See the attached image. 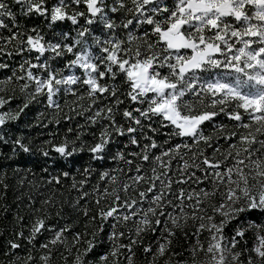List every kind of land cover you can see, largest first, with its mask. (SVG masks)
Listing matches in <instances>:
<instances>
[{"label": "snow or ice", "instance_id": "6c2138e0", "mask_svg": "<svg viewBox=\"0 0 264 264\" xmlns=\"http://www.w3.org/2000/svg\"><path fill=\"white\" fill-rule=\"evenodd\" d=\"M33 17L46 23L50 38L38 25L27 28L20 22ZM65 22L72 28L58 30ZM143 25L151 26L150 31L137 35ZM0 30L8 33L0 34V57L22 60L11 69L12 75L0 80V128L18 120L40 97L59 115L63 109L58 97L66 93L76 97L75 107L69 106L76 115L93 112L92 106L97 105L86 118L91 125L100 124L99 135L93 133L95 143L86 147L92 161H105L115 138L127 137L124 149L137 150L117 149L111 158L123 161L129 172L137 160L148 163L151 172L141 174L144 164L135 163L136 175L128 177L131 183L116 187L118 177L104 171L100 179L111 182V191L105 187L101 192L97 186L89 193L84 185L93 169L91 164L84 168L86 178L71 185L80 196L69 207L88 217L81 200L93 193L98 206L111 199L90 217L95 226L89 233L59 225L66 201L59 202L57 223L50 224V210L57 206L54 196L36 207L29 194L32 222L27 235L20 230L8 240L7 264H54L57 253L64 264H121V257L126 264H135L134 247L151 257L146 264H157L165 257L164 264H264V0H172L171 6L161 0H56L51 5L49 0H0ZM57 60L64 61L63 68L53 66ZM10 67L0 62V69ZM17 91L25 96L23 105L4 110L17 98ZM85 99L90 102L87 107L82 103ZM125 100L138 106L121 111ZM103 101L108 103L101 108L98 104ZM117 114L125 123L117 120ZM221 116L233 123H217ZM72 118L64 115L66 120ZM206 124L214 131L205 134ZM168 128L170 132H162ZM157 133L191 143L166 148L154 138ZM0 142L11 143L13 155L39 152L50 157L55 152L67 159L85 151L84 145L77 147L67 138L59 144L45 142L38 149L22 137L9 141L2 133ZM154 149L161 151L155 154ZM207 149L211 153L206 154ZM173 160L181 162L180 178L175 181L169 175ZM206 181L211 188H180L175 195L178 203L168 198L173 183ZM46 183L59 185L61 177L51 176ZM141 183L148 185L145 191L135 187ZM0 185L6 192L8 185L3 180ZM130 191H138L139 199L121 198L120 192L127 196ZM216 196L221 197L219 202H213ZM144 201H150L147 209L142 207ZM166 207L173 211H165ZM16 219L22 222L24 217ZM130 220L133 228L126 235L120 227ZM189 221L195 226L192 233L186 231ZM105 225L111 231L105 233ZM228 228L231 234L225 231ZM250 231L255 241L249 248L246 233ZM205 232L206 247L200 241ZM149 234H158L155 248L144 242ZM181 235L194 242L178 252L174 241ZM105 244L107 250L93 256ZM22 248L26 249L23 256L17 253Z\"/></svg>", "mask_w": 264, "mask_h": 264}, {"label": "trees", "instance_id": "16d2710c", "mask_svg": "<svg viewBox=\"0 0 264 264\" xmlns=\"http://www.w3.org/2000/svg\"><path fill=\"white\" fill-rule=\"evenodd\" d=\"M166 3L171 6L172 0H165ZM56 0H49V5L55 3ZM16 10V9H14ZM81 10H83V6H81ZM18 11V10H17ZM7 22V21H6ZM21 24L26 26L27 28H31L34 25H38L44 32L46 39L50 38V32L47 29L46 23L38 17H33L31 19L21 18ZM82 24L84 21L81 19ZM72 28L70 22H65L64 24L59 25V29H63L68 31ZM151 26L143 25L137 31V35H141L146 29L150 31ZM0 34L5 36L8 35L7 31L0 30ZM74 34V33H73ZM99 35V30L96 32ZM120 37L125 38L126 33L120 30ZM33 57L35 53L32 54ZM0 62L8 63L11 67L10 69H0V80L5 79L6 77L12 75L11 69L17 67V65L22 62L21 57L15 56L13 58H8L6 56L0 57ZM64 61L57 60V62L53 65L57 68H63ZM35 71V70H34ZM67 74V73H66ZM79 74V72H77ZM111 83V81H108ZM119 82H122V78ZM20 84L23 81L19 82ZM18 88V85H14ZM81 92L84 89L80 90ZM11 94V93H9ZM17 98L11 100L9 105L5 106L4 110L8 108L18 109L19 106H22L25 102V96L17 91L15 93ZM74 101H76V97L71 96L69 94H62L58 97V102L61 104L63 112L59 115L55 113V110L47 107L46 98L40 97L38 101H34L29 104V107L26 108L21 114L20 118L15 122L7 123L5 126L0 128V133H2L6 139L9 141L15 140L16 138L22 137L25 143H30L34 149H38L42 146H46L45 142L51 141L55 144L61 143L65 138L69 141L75 142L76 146L79 147L81 145L85 146V151L78 152L74 154L72 157L67 159L61 158L55 152H52L50 157H44L39 152H36L34 155L20 153L18 155H13L11 148V143L4 144L0 142V180H3L5 184L8 185L7 190L5 192L2 185H0V264H7L9 257L5 255V252L8 250V240L15 238V233L24 230L25 235H27L28 226H30L33 218V212L29 207L28 195L30 194L35 200V206L40 207L41 202L48 196H54L57 206L50 211L53 214V219L49 220L50 224L57 223L55 219V212L59 210V202L66 201L64 204V219L59 220V225L63 226L68 224L72 227L73 232H81V233H89L91 228L95 226L93 222H91L90 217L97 215L99 207H107L111 204V199L102 200L101 204L98 206L95 201L98 198L96 194L89 195L86 199L80 201L81 208H87L89 212V216L85 217L83 215V211L76 210L73 211L69 207V203L74 202L79 198L80 192L76 189H72L71 185L73 180L77 183L81 180H84L86 177L83 175V169L88 167L89 164L92 165V172L87 177V183L84 185V191H88L92 193V189L99 186L101 192L105 187H107L110 191L113 185L109 180H101V173L104 171H109L111 174L116 175L118 177V184L116 187H119L120 184L123 183H131L128 179L129 176L136 175L135 173V163H143L144 171L141 174L147 173V175H151L150 165L148 163H144L142 161H135L132 166V171L129 172V166L126 165L123 161L113 160L111 157L115 154L117 149L125 150V151H136L137 149L134 146H130L128 149H124V144L127 143V137H116L115 143L111 144L110 151L108 153V158L105 161H92L91 154L86 150L88 145L95 143L93 133L97 136L99 135L100 124L91 125L87 122L86 118L93 114L97 105H93V112H84L83 115H76L74 112L69 111V106L75 107ZM85 107L89 105V101L85 99L82 102ZM107 101L100 102L98 104L99 107H104L107 104ZM138 105L130 104L127 100L125 103L120 105V110L122 111L125 107L134 108ZM67 114L72 116L73 118L70 120L64 119V115ZM59 119L60 123H55V120ZM117 120L120 123H125L123 117L117 114ZM224 122L226 124H231L233 122L228 121L225 117L221 116L217 118V123ZM106 123V121L104 122ZM69 128L73 130L71 132L68 131ZM205 134L211 133L214 131L212 125L206 124L204 125ZM171 129H163V133L170 132ZM150 135H152L150 133ZM79 136V139L77 137ZM154 138L157 140L159 144L164 145V147H172L176 144L189 142L182 140L179 137H174L168 139V137L164 134L157 133L154 134ZM168 140V143L165 144V140ZM220 144L223 148H227V143L224 141H220ZM203 147V145H201ZM161 149H154L153 152L155 154H159ZM211 149H207L206 154L211 153ZM10 157V158H9ZM131 158V157H129ZM188 157L186 156L185 159ZM181 166V162L178 160H173L172 162V171L169 175L172 177L173 181L180 178L178 168ZM47 168V171L44 169ZM123 169V172L119 171ZM194 170V169H193ZM63 172H68L70 175L68 177H63ZM197 176L202 175V173L197 172ZM51 176H59L61 177V184H47L46 181ZM24 181L21 184V181ZM32 182V183H29ZM35 184L38 187V191L36 188L32 186ZM138 191H145L148 187L147 184L141 183L138 186ZM157 187H159V182H157ZM180 188H184L186 191L195 189L199 190L200 188H211V184L209 182H205L204 184L196 185L194 183L189 184H176L172 185V194L169 195V199L173 200V203H178L175 199V195L178 194V190ZM137 192H129L126 196L125 193L120 192L121 198L125 199L128 197L139 199ZM151 197L152 193L148 194ZM221 199L220 196H216L213 198V202H219ZM188 203L187 201L185 202ZM150 205V201H144L142 207L147 209ZM7 209V210H5ZM121 211H126L125 209H121ZM165 211L172 212L173 209L171 207H166ZM179 211V209H176ZM185 211L190 212L191 209L185 208ZM210 212V209H209ZM22 216L24 217L22 222H17L16 217ZM136 219V218H134ZM111 222V221H110ZM86 225L88 226L86 228ZM133 228V221L130 220L127 222V225H121L120 230L124 231L126 235L129 232V229ZM111 231L105 225V233ZM189 233L195 231V226L192 221H189V225L186 229ZM229 234H231V228L225 230ZM71 233L67 234L68 240H71ZM44 236L50 237V233H45ZM87 238H91L90 235ZM158 240V234L152 235L149 234L145 237V244L152 243L155 248L156 242ZM246 240L248 247L250 248L255 241V236L252 231L246 233ZM200 241L207 246L208 242V233L205 232L200 236ZM127 243V239L123 241ZM194 240L185 241L184 237L181 235L179 240L174 241V250L175 251H184L189 248L191 243ZM108 245L105 244L103 248H99L93 254V256L100 254L103 251L107 250ZM136 253L135 255V264H146L147 259H151L150 256L146 257L143 253L142 248L134 247L133 249ZM75 251V250H73ZM17 253L21 256L26 254V249L22 248L17 250ZM185 256H187V252H184ZM203 255V254H202ZM247 255V253H246ZM71 257H69V260ZM165 258H160L157 264H164ZM54 264H64L63 259H61L60 254L57 253L54 258ZM121 264H126V261L121 257Z\"/></svg>", "mask_w": 264, "mask_h": 264}, {"label": "built area", "instance_id": "2783aa9c", "mask_svg": "<svg viewBox=\"0 0 264 264\" xmlns=\"http://www.w3.org/2000/svg\"><path fill=\"white\" fill-rule=\"evenodd\" d=\"M161 3H166V1L165 0H161Z\"/></svg>", "mask_w": 264, "mask_h": 264}, {"label": "rangeland", "instance_id": "374dc122", "mask_svg": "<svg viewBox=\"0 0 264 264\" xmlns=\"http://www.w3.org/2000/svg\"><path fill=\"white\" fill-rule=\"evenodd\" d=\"M213 71H217V70H213Z\"/></svg>", "mask_w": 264, "mask_h": 264}]
</instances>
